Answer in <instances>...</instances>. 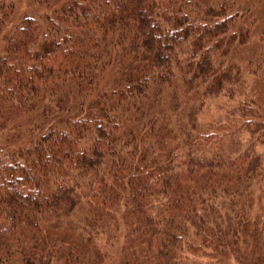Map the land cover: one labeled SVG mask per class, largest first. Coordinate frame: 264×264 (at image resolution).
<instances>
[{"label":"trees","instance_id":"1","mask_svg":"<svg viewBox=\"0 0 264 264\" xmlns=\"http://www.w3.org/2000/svg\"><path fill=\"white\" fill-rule=\"evenodd\" d=\"M60 1L18 23L0 1V264H104L96 240L120 231L118 264H264V94L238 70L251 10ZM219 95L236 115L200 119Z\"/></svg>","mask_w":264,"mask_h":264},{"label":"rangeland","instance_id":"2","mask_svg":"<svg viewBox=\"0 0 264 264\" xmlns=\"http://www.w3.org/2000/svg\"><path fill=\"white\" fill-rule=\"evenodd\" d=\"M1 1V0H0ZM14 4L13 12L10 20L18 23L22 17L32 15L41 17L47 12H53L52 9L60 3V0H51L46 2H34L33 0H5ZM236 6L241 10H251V26L250 37L246 44L242 46V51L239 53L240 68L238 69L244 84L245 92L255 94L258 97L264 94V0H235ZM4 36L0 35V54L3 52ZM257 55V58L255 57ZM252 57V67L256 68V74L251 73L250 67H246L247 58ZM257 59V61H256ZM256 63L259 64L257 69ZM236 71V70H235ZM203 92V91H202ZM201 98L199 95H193L192 99L197 101ZM204 106L201 109H196L200 119L203 121H219L224 122L227 118L236 115L238 110V99L233 100L224 95L207 96L204 99ZM258 103V102H257ZM264 154V144L258 146ZM86 206V205H85ZM79 207L75 210L77 217L88 214V207ZM125 235L120 231L118 236L112 241L105 238L96 240L95 246L106 254L104 264H118L122 258L121 245L124 242ZM190 264H202L206 260L200 259L195 255H189Z\"/></svg>","mask_w":264,"mask_h":264}]
</instances>
